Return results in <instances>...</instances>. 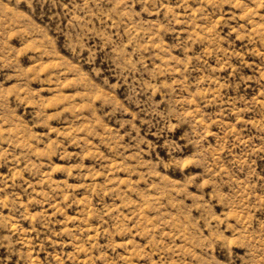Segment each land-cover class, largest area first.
<instances>
[{
  "label": "rangeland",
  "instance_id": "rangeland-1",
  "mask_svg": "<svg viewBox=\"0 0 264 264\" xmlns=\"http://www.w3.org/2000/svg\"><path fill=\"white\" fill-rule=\"evenodd\" d=\"M0 264H264V0H0Z\"/></svg>",
  "mask_w": 264,
  "mask_h": 264
}]
</instances>
